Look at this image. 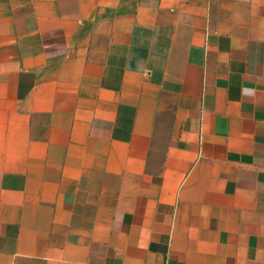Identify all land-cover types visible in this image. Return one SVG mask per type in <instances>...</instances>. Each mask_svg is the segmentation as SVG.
Masks as SVG:
<instances>
[{"label": "crops", "instance_id": "obj_1", "mask_svg": "<svg viewBox=\"0 0 264 264\" xmlns=\"http://www.w3.org/2000/svg\"><path fill=\"white\" fill-rule=\"evenodd\" d=\"M0 264H264V0H0Z\"/></svg>", "mask_w": 264, "mask_h": 264}]
</instances>
